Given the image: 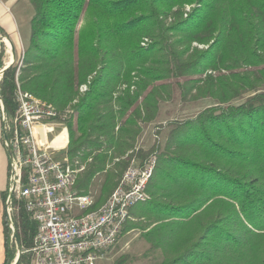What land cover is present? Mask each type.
I'll list each match as a JSON object with an SVG mask.
<instances>
[{"label":"trees","instance_id":"trees-1","mask_svg":"<svg viewBox=\"0 0 264 264\" xmlns=\"http://www.w3.org/2000/svg\"><path fill=\"white\" fill-rule=\"evenodd\" d=\"M29 2L24 54L0 80L7 122L18 87L51 104L68 129L65 154L84 167L77 190L90 194L102 180L96 208L132 164L154 158L150 198L132 208L120 239L140 230L161 253L157 264H264V0ZM6 58L0 42V72ZM174 91L213 104L159 124L163 143L137 147ZM9 197L6 188L4 205ZM9 205L0 264H14L19 251L18 264H32L38 225L22 200Z\"/></svg>","mask_w":264,"mask_h":264},{"label":"built area","instance_id":"built-area-1","mask_svg":"<svg viewBox=\"0 0 264 264\" xmlns=\"http://www.w3.org/2000/svg\"><path fill=\"white\" fill-rule=\"evenodd\" d=\"M16 99L14 119L4 117V130L12 134L5 141L12 153L9 192L24 202L38 225L32 264H99L118 243L132 208L149 200L155 159L143 168L132 164L96 208V198L76 188L84 167L73 165L65 154L68 129L54 107L19 87ZM62 134L65 141L57 143Z\"/></svg>","mask_w":264,"mask_h":264},{"label":"rangeland","instance_id":"rangeland-1","mask_svg":"<svg viewBox=\"0 0 264 264\" xmlns=\"http://www.w3.org/2000/svg\"><path fill=\"white\" fill-rule=\"evenodd\" d=\"M2 1V0H1ZM8 5L10 14L13 16L14 21L19 27V34L22 39L18 49L16 48V55L14 63L20 64L21 58L24 54L25 47L29 40L30 34V23L32 16L34 14V9L29 0H3ZM191 6H186L185 10L189 12ZM87 22H82L80 27H85ZM10 40V39H8ZM6 47V64L11 63L12 53L10 49ZM13 63V64H14ZM195 93V92H194ZM0 112V217L2 216L3 210L5 213L10 215L12 214V209L10 208L9 199L3 204L1 200L2 192L7 188L9 192L10 188V156L7 152L5 145L2 140L3 132V121L4 114L2 110ZM213 101L211 99H202V100H189L184 102L180 99L179 93L176 91L173 92V95L170 100L163 102L160 106V117L159 120L155 123H152L144 128V132L138 141L137 147L144 149H150L153 145L156 144V141L164 142V133L165 130L159 131V124H165L169 120L173 119H184L187 117H193L197 115L200 111L212 106ZM14 119V118H13ZM12 119V120H13ZM10 125V124H9ZM59 130V129H58ZM160 132V135L157 136V132ZM66 137L62 134L61 138L58 139V142L61 140L65 141ZM55 156L58 159H61L60 153H56ZM153 159V158H152ZM102 180H97L96 186L91 195L96 199L99 196V189L101 188ZM10 193V192H9ZM14 198V197H13ZM17 199V198H16ZM5 207V208H4ZM11 229L15 232L13 224H11ZM0 239H1V226H0ZM1 250V246H0ZM122 256H128L134 258L133 262L128 264H157L161 262L162 255L160 252L151 253L150 245L142 238L140 230H132L128 234L122 236L118 241L117 245L106 255V257L99 264H114V262Z\"/></svg>","mask_w":264,"mask_h":264},{"label":"crops","instance_id":"crops-1","mask_svg":"<svg viewBox=\"0 0 264 264\" xmlns=\"http://www.w3.org/2000/svg\"><path fill=\"white\" fill-rule=\"evenodd\" d=\"M0 26L4 29L7 34V39H10L14 45L15 55L16 48L18 49L20 43L23 44L19 34V27H17L13 16L10 14L8 5L3 0H0Z\"/></svg>","mask_w":264,"mask_h":264},{"label":"water","instance_id":"water-1","mask_svg":"<svg viewBox=\"0 0 264 264\" xmlns=\"http://www.w3.org/2000/svg\"><path fill=\"white\" fill-rule=\"evenodd\" d=\"M5 39H7V38L0 36V42L6 44ZM7 41H9V43L11 45V52H12V56H13L12 59L14 60L15 59V49H14V45L11 43L10 40L7 39ZM13 63H14V61H12L9 64H6V67L0 72V80H1V78L3 76L4 71H6L7 69H9L13 65ZM0 102L2 103L1 100H0ZM2 110H3L4 117H6L5 112H4L3 104H2ZM4 125H5V121H3V133H4L5 141L8 142L9 139L7 137V134H6L5 130H4ZM8 151H9V156L11 157L12 156V153H11L10 149H8ZM11 199H12V195H10V197H9V200L10 201H11ZM8 218H9V221L11 222V218H10V215L9 214H8ZM20 256H21V252L19 251V253L17 255V258H16L14 264H18V262L20 260Z\"/></svg>","mask_w":264,"mask_h":264},{"label":"bare ground","instance_id":"bare-ground-1","mask_svg":"<svg viewBox=\"0 0 264 264\" xmlns=\"http://www.w3.org/2000/svg\"><path fill=\"white\" fill-rule=\"evenodd\" d=\"M5 42H6V45L10 49V52H11V45H10L9 41H7V39H5ZM11 62H12V57H11Z\"/></svg>","mask_w":264,"mask_h":264}]
</instances>
